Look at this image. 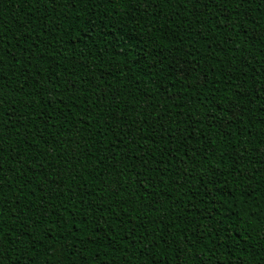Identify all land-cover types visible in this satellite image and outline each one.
<instances>
[{
	"label": "trees",
	"instance_id": "16d2710c",
	"mask_svg": "<svg viewBox=\"0 0 264 264\" xmlns=\"http://www.w3.org/2000/svg\"><path fill=\"white\" fill-rule=\"evenodd\" d=\"M0 264H264V0H0Z\"/></svg>",
	"mask_w": 264,
	"mask_h": 264
}]
</instances>
